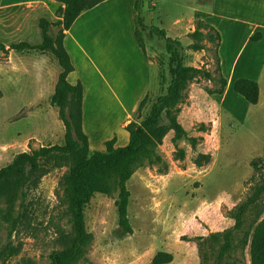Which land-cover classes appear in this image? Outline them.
Masks as SVG:
<instances>
[{"label":"rangeland","instance_id":"obj_1","mask_svg":"<svg viewBox=\"0 0 264 264\" xmlns=\"http://www.w3.org/2000/svg\"><path fill=\"white\" fill-rule=\"evenodd\" d=\"M21 1L3 0V4ZM29 11L22 5L3 12L0 43L6 48L19 42L32 45L41 42L40 29H28L35 23V15ZM136 15L142 18V22L136 24L145 52L142 51V55L147 56L152 69L146 106L135 115V120L140 122L146 116L156 99L165 94L170 82L165 40L150 34L149 29L161 30L166 38L178 39L184 64L211 72L214 81L197 77L188 84L187 98L180 105L178 115L186 136L174 141L173 133H169L157 148L161 162L145 163L127 182L131 234H125L118 225L114 205L117 192L110 197L96 195L91 200L85 215L93 242L80 264H151L160 251L173 255L170 264H200L194 238L232 228L234 221L230 210L248 197L252 178H258V171L251 162H264V92L260 104L251 107L242 122L240 116L247 102L231 89L224 106L236 112L238 121L223 117V127L219 129L214 122L215 116L210 114L208 97L211 95L207 93L219 88L216 42L210 38L212 33L204 32L205 40L201 43L204 49L193 52L189 49L190 33L184 34L183 30L196 26L198 21L222 29L219 55L227 68L228 60L244 38L242 33L232 37L228 29H252L261 24L264 0H137ZM119 20L103 25L102 29H126L124 25L121 27ZM21 24L27 29H19ZM59 30L60 27L52 26L49 34L55 36ZM107 43V38H102V51L110 55ZM89 73L93 74L89 76L92 82L87 86L100 88L102 83V109L111 111L112 94L106 91L104 79L101 81L95 72ZM58 74L59 67L49 54L0 52V168L19 153L63 145L64 126L58 109L50 102ZM102 75L115 89L103 64ZM88 101L92 109L94 101L98 103L95 98L89 97ZM191 139L196 140L195 149H192ZM91 148L92 152H105V148L102 151ZM180 150L184 152L183 157H180ZM198 154L209 155L210 161L202 167L196 166ZM66 170L52 169L37 188L25 190V196L11 211L8 204L2 203L3 215L10 211L11 217L2 220L0 264L51 263L50 256L59 250L55 240L57 230L70 229L56 196L59 180ZM250 221L251 216H247L244 230L235 232L234 248L225 256V264H250L248 249L242 243L244 234L249 232Z\"/></svg>","mask_w":264,"mask_h":264},{"label":"trees","instance_id":"obj_2","mask_svg":"<svg viewBox=\"0 0 264 264\" xmlns=\"http://www.w3.org/2000/svg\"><path fill=\"white\" fill-rule=\"evenodd\" d=\"M53 1L59 4L55 12L59 20L53 24L46 19L39 20L42 34L40 44L31 45L27 42H19L6 48L0 43V52L49 54L56 61L59 74L50 102L58 109V117L64 126V143L19 153L9 164L0 168V229L2 220H9L11 209L19 199L25 196L26 189L37 188L41 179L52 169L66 168V173L59 180L56 196L64 208V215L68 218L70 229L69 231L61 228L57 230L55 240L59 250L50 256V264H80L93 242V236L87 229L85 215L91 200L96 195L110 197L117 192L114 201L117 222L125 234H131L132 228L128 220L130 193L127 189V182L145 163L151 165L161 162L156 151L169 133H173L174 141H179L186 136L185 130L178 121V115L180 105L187 98L188 84L197 77L207 81H214V77L209 71L195 69L184 64L180 41L166 38L161 30L149 29L150 34H156L165 40L170 76L166 92L156 99L140 122L134 119L125 126L124 129L129 138L126 146L115 147V139H112L104 143L105 152H92L89 150L88 137L82 128L83 88L79 82L71 85L67 81L74 67L64 49L63 39L65 32L82 13L105 0ZM134 10L135 12L137 10V0H135ZM134 18L136 24L142 22V18L136 13ZM52 26L60 27L55 36L49 34ZM204 32L212 33L210 38L216 42V71L219 82L218 89L208 90L207 93L221 95L226 86V80L219 74L217 57V48L220 43L219 33L214 28L198 21L194 31L189 34L192 40L189 49L193 52H200L204 49L201 44L205 40ZM260 38L261 35L257 33L251 37V41L256 42ZM135 39L144 52L137 30H135ZM233 90L248 103L257 102L258 86L255 81L238 79L233 83ZM146 100L147 95L140 102L136 115L146 106ZM190 141L192 149H195L196 140L191 139ZM179 154L183 157L184 152L180 150ZM209 161V155L198 154L195 164L202 167ZM251 166L258 171V178L257 176L252 178L253 185L250 187L248 197L230 210V217L234 221L232 228L210 234L207 237L194 238L200 264H225V256L234 248V234L244 230L247 216H251V221L249 232L245 233L242 238L243 247L248 249L250 264H264V162L252 161ZM3 202L8 204L10 209L5 215L1 208ZM21 207L23 208V204ZM172 261L171 253L160 251L155 254L151 264H170Z\"/></svg>","mask_w":264,"mask_h":264},{"label":"crops","instance_id":"obj_3","mask_svg":"<svg viewBox=\"0 0 264 264\" xmlns=\"http://www.w3.org/2000/svg\"><path fill=\"white\" fill-rule=\"evenodd\" d=\"M0 1V17L3 12L25 5L26 9L30 10L29 13L35 15L34 27L28 29H40V19H46L49 22L54 19L59 20L55 16L59 4L53 0H22L12 4H3V0ZM134 6L135 0H105L82 13L70 29L65 32L63 46L74 67V71L68 75L67 81L71 85L78 82L82 85V128L88 137L90 150H93L92 146L94 149L102 151L104 143L112 139H115V147L126 146L129 138L124 128L134 120L140 102L150 91L152 65L146 58L147 56H143L144 54L135 39L136 23L134 17L136 12ZM44 15H47L48 18H44ZM116 19H120L121 27L126 26V29H102L103 25ZM194 27L183 30V33L193 32ZM19 29L27 28L21 24ZM214 30L219 33L221 42L222 29L214 28ZM102 31L104 32L103 35ZM228 31L232 37H237L242 33L244 38L240 48L228 60L227 68H224V59L219 55L221 43L217 48L219 74L226 80V86L221 95L213 94L208 97V101L211 109L210 114L215 116L214 122L221 130L223 117L227 120L232 118V120L238 121L236 112L232 108L227 110L224 106L236 80L255 81L258 86L257 102L250 104L245 100L247 105H244V112L240 116L242 122H244L246 113L250 108L260 104L264 92V21L254 25L252 29H228ZM256 32L261 35L260 40L251 41V37ZM102 38H107V50L110 55H106L102 51ZM70 46L71 48H69ZM249 46L251 47L247 50L246 48ZM130 56L132 59L129 58ZM118 58L122 61L117 60ZM102 64L105 68V74L115 84V89L112 88L105 75H102ZM89 71L97 73L101 81L104 79V83L108 87L106 91H110L112 94L111 107L109 108L113 113L108 108L102 109V83L100 85L97 82L100 88L87 86L89 81L92 82V78L89 79V76L93 75ZM231 96L234 99L237 98L235 95ZM89 97L95 98L98 102L94 101L93 109L90 107ZM213 97H218L219 100H215ZM94 115L96 116L94 117ZM204 115L206 114L204 113ZM178 117V121L181 122V116ZM182 118L184 117L182 116ZM156 152L160 156L159 149Z\"/></svg>","mask_w":264,"mask_h":264}]
</instances>
